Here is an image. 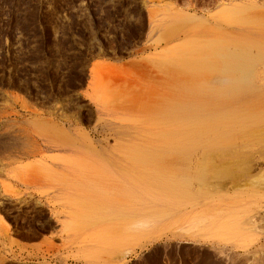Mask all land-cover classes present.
I'll return each mask as SVG.
<instances>
[{"label":"rangeland","instance_id":"obj_1","mask_svg":"<svg viewBox=\"0 0 264 264\" xmlns=\"http://www.w3.org/2000/svg\"><path fill=\"white\" fill-rule=\"evenodd\" d=\"M263 12L0 0V264H264Z\"/></svg>","mask_w":264,"mask_h":264},{"label":"crops","instance_id":"obj_2","mask_svg":"<svg viewBox=\"0 0 264 264\" xmlns=\"http://www.w3.org/2000/svg\"><path fill=\"white\" fill-rule=\"evenodd\" d=\"M39 242L40 241H38V240H27V241H24L23 243L26 244L27 246H35V245L39 244ZM184 243H188L190 245L193 244V245H196V246H207L205 244H201V243H198V242H192V241L191 242L190 241H188V242L185 241Z\"/></svg>","mask_w":264,"mask_h":264},{"label":"bare ground","instance_id":"obj_3","mask_svg":"<svg viewBox=\"0 0 264 264\" xmlns=\"http://www.w3.org/2000/svg\"><path fill=\"white\" fill-rule=\"evenodd\" d=\"M256 13H257V12H256ZM259 13H260V12H259ZM263 14H264V12H263ZM237 29H238V28H237ZM232 30H234V29H232ZM234 31H235V30H234ZM238 31H239V30H238ZM229 32H232V31L229 30L228 33H229ZM242 33H243V32H242ZM237 34H240V33L237 32ZM259 35H264V32L261 31V32L259 33ZM225 107H226V106H225ZM231 107H232V106H231ZM231 107H230V108H231ZM228 108H229V107H228ZM230 108L228 109V111L230 110ZM233 108H234V107H233ZM231 109H232V108H231ZM234 109H235V108H234ZM205 110H207V109L205 108ZM233 111H234V110L232 109L231 112L233 113ZM231 112H230V113H231ZM197 114H198V112H197ZM197 114H196V115H197ZM229 120H230V119H229ZM228 126H229V125H228ZM233 127H234V126H233ZM240 131H241V130H240ZM211 142H212V141H211ZM213 142H214V141H213ZM230 143H232V142H230ZM213 144H215V143H206L204 146H205V147H212V146H215V145H213ZM231 146H232V145H231Z\"/></svg>","mask_w":264,"mask_h":264}]
</instances>
